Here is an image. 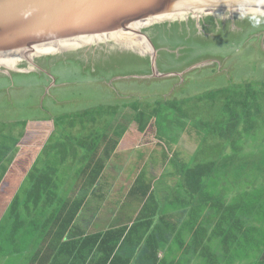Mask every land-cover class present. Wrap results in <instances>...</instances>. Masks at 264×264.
<instances>
[{"label":"crops","instance_id":"obj_1","mask_svg":"<svg viewBox=\"0 0 264 264\" xmlns=\"http://www.w3.org/2000/svg\"><path fill=\"white\" fill-rule=\"evenodd\" d=\"M4 79L6 78H2L0 81ZM11 80H5L7 82L2 86L0 85V96L8 94L15 88L27 87L26 83L17 85ZM171 81L166 80L168 84H171V87H169L172 89L177 84L171 83ZM52 82V80L44 81L41 84L42 91L39 98H42L38 99L39 103L36 108H41L44 105V102L51 95V88L59 89L60 93L61 89L66 90V88H69V85L64 81L54 80V83ZM102 83L104 84L105 81L98 82L97 87L109 91L110 86H105L107 82L105 85H102ZM116 90H118V87L113 92ZM125 90V88L119 87V100L121 98L122 102H119V100L117 102L123 105L118 107V111H115V117L105 115L99 118L98 123L94 122L97 119L90 118L89 120V118H86L85 141L88 139L89 144L86 143L84 146L79 144L75 147L69 140L63 138L60 141L52 142L57 130L56 126L54 127L56 116L52 113L48 116L52 122L42 123L37 120L36 122H39V125L34 124L31 128L28 121V126L19 133V140L13 147L1 148V145H7L8 137H13L12 135L8 136L13 130L10 128L8 131L6 127L5 133L3 130L0 131V134H3V136H0V264H105V254L98 252L97 248L89 246L84 250L79 251V249L87 237L103 236L109 231H119L121 229L126 232L118 243L113 257L106 264H112L113 260L114 264H154V256L145 253L148 236L154 230L156 238L152 241L153 248L161 246L156 257L157 264H264V235L261 236L263 241L261 250L254 248L245 257H234L236 255H231L237 251L236 241L233 238L229 241L230 253L227 254L225 252L226 244H222L219 235L221 228L217 227L219 225H217L215 218H210L211 215L212 217L217 216L215 210H211L212 201H217L220 196H224L226 198L225 202H233L236 197L246 196L249 193L248 191H242L241 188L239 190V185L236 183V191L229 195L226 194L223 191V183L219 182V180L224 179L226 182L228 181L223 176V174H227L225 171V173L222 172L223 174L220 173L206 179L205 184H215H208L209 187L214 188L213 196L207 195L203 201L199 200L197 194L191 193L186 187H183L186 179L180 171V166L192 158V150L197 143L201 142L199 141L201 133H197L196 129H207L206 123L212 121L205 122L203 119L195 121L197 118L195 113H189L188 111H185L184 115L178 113V117L173 120L175 124L173 126L186 131L189 129V126H185L183 123V120H186L191 122L194 129L192 133H187L188 136L182 145L178 146L176 143L173 148L166 149L161 144L154 148L158 143L157 139L151 144V147L147 146L146 149H141L142 143L137 137L140 133L133 128L127 129V109L132 110L134 115L136 111L125 102L126 98L123 96L127 91ZM162 100L173 102L177 99L165 100L162 98ZM186 100V98L178 99L180 103H184ZM4 102L3 106L13 107L12 101L8 104L6 101ZM1 110H4V114L0 115V122L12 124L22 121L21 118H19L21 120L11 118L8 112L9 108L3 107ZM135 117L136 115L133 120ZM71 118L73 116H70ZM106 121L109 122L108 128H105L104 125ZM99 122L102 124L101 129L96 128L100 125ZM213 122L215 128L216 125H220L217 127L220 130L226 127L225 124L229 126L233 124L228 112L222 114ZM76 126H78L79 132L83 130L80 123ZM62 135L65 136L66 134ZM98 136L100 137L99 146H90V143ZM117 137L119 138V144L116 149L121 146L123 148L119 152L115 150L109 157L107 156V145L109 141H113ZM126 137L136 138L139 143L129 142V138L126 139ZM89 138L93 139L89 140ZM151 138L152 135H149L145 140L150 141ZM221 140L224 143L223 146L216 144V140H214L213 151L216 152L211 156L214 159H221L222 164L219 163V168L223 171V168L226 170L228 167L234 166V163L229 162L226 167H223V160L230 158L231 161L234 160L235 162L237 149L235 150L234 146L230 145L227 140ZM127 143H130L128 152ZM132 144L135 147H131ZM240 145L244 146L240 152L244 157L246 155L245 150H250V145L243 143H240ZM228 146L229 149H227ZM84 150L92 151V155H89V153L82 155ZM141 150L149 152L139 154ZM222 152L225 154L223 155ZM132 153H134L133 157ZM205 153L206 147L202 143L199 151L198 148L195 149L194 161L196 160L197 163L202 164L209 162L210 160L205 157ZM229 153H235L236 155L229 156ZM117 157L120 159L121 166L119 167L118 159L117 165L110 166L111 162ZM200 157H202L201 160ZM175 159L178 163L175 162ZM92 161H105L106 167L97 185L91 188L89 187L87 173L83 174L81 170L91 167ZM125 161L134 163L138 161L139 163L136 167L137 172L132 178H129L123 171L128 166ZM83 162H85L84 165L80 164ZM76 163L79 165L78 168L81 169L78 173L75 171ZM47 166L56 169L57 172L53 174L56 182L52 186L54 192L47 193L44 197L46 199L43 201L38 194L34 197L31 189L36 185L38 177ZM113 167L122 168L119 175L114 173L112 175L107 171V169L115 170ZM156 169L161 171L157 175L155 173ZM65 170H67L68 176L63 178L66 173ZM145 170L146 173L150 172L151 175L148 177L142 176L144 189L150 187L149 196L143 200L138 192L137 182L139 176L142 175L143 171L145 173ZM225 184L227 185V183ZM217 185H221V188H216ZM93 197L95 199L99 198L100 205L97 208L92 204ZM115 198L117 199L115 200ZM36 199L37 206L32 204L29 207L27 205L35 202ZM78 199H85V203L74 223L67 229L65 236L60 241L55 240L52 236L48 237V235H45L46 239H43L44 234H47V227L49 228L48 231L53 230V233L61 230L59 229L62 226L61 220L54 225L48 226L47 224L62 207L63 209L59 214L63 216L67 214L68 209H65L64 202H68L71 206L73 201ZM39 200L43 202L39 204ZM123 202L124 204H122ZM148 204L150 208L148 215L149 218L152 216L154 222L151 228L147 230L148 232L144 234L147 227L142 226V224L146 221H142L140 213ZM213 206L217 207V202ZM16 227L21 231L20 234H14L13 229ZM257 227L264 230L263 223L262 225L257 223ZM130 234L131 237H129ZM26 235L28 237L24 241ZM51 244L52 249L50 248ZM116 258L117 261L115 262ZM43 260H46V262L43 263Z\"/></svg>","mask_w":264,"mask_h":264},{"label":"rangeland","instance_id":"obj_2","mask_svg":"<svg viewBox=\"0 0 264 264\" xmlns=\"http://www.w3.org/2000/svg\"><path fill=\"white\" fill-rule=\"evenodd\" d=\"M210 15H213L215 19L214 24H210L207 21L208 17H212ZM179 17L180 18L169 19L165 22L161 21L153 26L148 24L141 29L153 43L156 45L159 44L158 48H160V51L158 58L160 61H164L165 59V63H167L168 60H171L170 58H172L173 61H179L177 65L179 64L178 68H181V70H172L173 72H168L177 74L174 77L164 79L152 77V75L147 77L145 75H140L141 65L139 62H135V60L139 58L140 60L149 59L151 61V56L148 50H138L130 46V44L135 46L136 44H133L134 42H139L142 45L148 46L146 41L137 33H133V31L130 39L122 41L107 38L93 40V37H90L45 43L38 47H32L31 50H25L24 55L22 54L23 57L22 55L17 56L16 58L18 59L16 60L19 61V63L12 68L7 64H0V79L8 78L15 82L16 80L13 78V75L16 71H19L18 73L34 74L32 78L17 79V85L26 83L25 85H27V87L15 88L8 94L6 93L0 96V115L4 114V110H1V108L6 107L10 109L8 112L11 118H18L17 120L22 119V121L12 124L0 122V131L3 130L5 133L6 127L8 131L10 128L13 130L8 134V136L12 135L13 137H8L6 141L7 145H1V148L7 149L15 146L19 140V133L28 126V121L31 128L34 124L39 125V122H52L48 118L51 113L56 116L54 127L56 126L57 129L52 138V142H56V140L60 141V139L63 138L64 140H69L75 147L79 144L84 146L82 141H84L83 139H85L86 135V121L76 118L69 119L67 117L79 115L77 112L84 111L99 112L101 110L103 112H108V109H110L111 112L118 111V107H122L123 105L117 102L120 97V93L118 92L120 87L127 90H125L126 92L123 96L126 98L125 102L130 104V107H132L135 102L141 105L143 108L141 111L145 110L148 112L154 107L157 108L158 104L162 102V98L165 100L175 98L177 99L176 101H170L173 106L164 104L160 107V114L168 115L169 119H172L178 117L179 112L188 111L189 113H195V117H197L195 121H199L200 119L205 120V122L212 121L211 126L207 129L199 130L195 128L197 133H201V135H199V141L201 142L197 143L196 147L192 150L191 159L194 158L195 149L198 148L199 151L201 144L204 142H206L205 157H208L209 160L214 158L211 155L216 152L213 151V145L214 139L217 137L213 121L222 116V114L227 113V110H225L226 105H224L226 101H229L231 97L233 98L234 92L237 91L240 86H245L247 83L261 85L259 89L262 91L263 95H259V97H264V33L252 34L249 29L251 24H256L258 23L256 21L263 20L264 15L249 12L230 14L229 12L223 11L220 13L200 14L199 16L187 14L186 16L182 15ZM238 24H240V27ZM156 25L166 26L162 29L153 28ZM171 25L175 28H172ZM246 28H248L251 33L242 34L241 38L230 39L237 34L244 33ZM156 30H159L161 33L158 34ZM221 33H227L228 38L222 36ZM154 40H158V42ZM65 41L70 45H64ZM53 47L57 49L51 51ZM39 49L41 51H39ZM193 49L194 53L192 51ZM205 54H210L211 57H204L196 61L199 57L205 56ZM183 56L187 58L183 60ZM187 63H192L191 67H186ZM48 79L52 80V83H54V80L64 81L69 85V88H66V90L61 89V93L58 91L59 89L51 88V95H49L44 102V105L41 106V108H36L39 103L38 99L42 98H39V94L42 91L40 86ZM166 80H172L171 83L177 84V86L171 89V84H168ZM100 81L107 82V85H105V83H102V85L110 86L109 91L102 87H97V83ZM6 82L5 80L0 81V85L2 86ZM117 87L118 90L113 92ZM212 93L213 95L209 96ZM184 98L187 100L184 103H179L178 99ZM4 101H6L7 104L12 101L13 107L3 106V103H5ZM262 101L263 104L261 106L263 108H261L260 115H255L260 123L256 125L254 130H251V135L249 136L252 140L251 150H245L247 155L254 151V145L258 143L259 145H263L264 98ZM119 102H122L121 98ZM126 115V119L129 120H132L135 116L134 112L130 109H127ZM138 115L141 119L136 121L137 126H132V128L140 133L137 137L141 143H144L147 137L146 134L150 132V128H147L144 132L142 131L145 128H142V121H144V119L142 114ZM37 120H39L38 123L36 122ZM115 120L117 121V119ZM134 122L133 120L132 123ZM78 123L81 125L85 123L81 132L77 129L78 126L76 125H78ZM183 123L185 126H189L188 130L182 131L179 127L173 126L175 124L172 122L173 125L169 127V132L166 136V138L170 140L175 138L179 140L177 142L178 146L185 142V138L188 136L187 133L189 134L194 131L190 121L183 120ZM219 126V124L216 125V127ZM96 128H100V126H96ZM64 133L66 135L61 136V134ZM0 136H3V134H0ZM128 138L129 137H126V139ZM116 139L119 138L117 137ZM96 140H98V138H96ZM14 141L16 142L14 143ZM130 141L138 142L136 138H129V142ZM86 142H88V140H86L85 143ZM216 144H220L221 146L224 145L221 139H217ZM129 146L130 143H127V152ZM121 148L123 147L121 146L117 149L111 148V153L115 150L119 152L122 150ZM144 148L142 145L141 149ZM227 149H229V146ZM258 150L264 153V147ZM88 153L92 155V151L90 152L88 150H84L82 155ZM140 153L146 154L143 150H141L139 154ZM222 154L224 155L225 153L222 152ZM133 155L134 153H132V157ZM228 155L235 156L236 154L229 153ZM241 158L242 160L237 156L235 162L234 160L232 161L234 166L227 168L225 172H227V174H230V172L234 174L235 172L241 171L245 176L244 178L249 179L248 183H252V180L256 179L252 178L253 170L249 167L250 162L252 161L255 164H259L263 163L264 159L260 162L253 159L243 160L242 154ZM117 159L120 167L121 162L118 157L111 162L110 166L117 165ZM201 159L202 157H200V160ZM125 162L128 166L124 168L123 171L129 178H132L137 172L136 167L139 163L138 161L135 163L130 161ZM98 163L99 162L92 161V165ZM80 164L84 165L85 162ZM76 166L75 171L78 173L81 169L78 168V163H76ZM113 168L115 170L107 169V171L116 175H119L122 171V168ZM222 170L224 171V169ZM66 171L67 170L64 172ZM159 172L161 171L156 169V175ZM67 174L68 172L64 174L63 178H66L68 176ZM149 175H151L150 172L145 174L146 177ZM226 177L228 181L226 182L225 179L222 181L227 183V185L220 180L219 182L223 183L224 189H222L228 195L236 191V183H238L239 186L242 185L243 191H245V187L248 186V184L241 183L239 180L232 183V179H230L229 176ZM256 181H258V184L262 183L260 180ZM218 187L221 188V185L216 186V188ZM116 199L117 198H115V200ZM92 204L97 208L100 205L99 198L95 199L93 197ZM122 204H124V202ZM125 208L128 209L127 207ZM27 237L28 235H26L24 241Z\"/></svg>","mask_w":264,"mask_h":264},{"label":"trees","instance_id":"obj_3","mask_svg":"<svg viewBox=\"0 0 264 264\" xmlns=\"http://www.w3.org/2000/svg\"><path fill=\"white\" fill-rule=\"evenodd\" d=\"M210 16L212 17H208L207 21L210 24L212 23L214 24L215 19L213 18V15H210ZM256 22L258 23L251 24V26H249V29L251 30L252 34H259V33L263 34L264 33V19L260 21L258 20ZM165 26L166 25L164 26L156 25L153 28L162 29ZM238 26L240 27V24H238ZM171 27L175 28L173 25H171ZM249 29L246 28L244 33L237 34V35L235 34L236 36L233 38L231 37L230 39L241 38L242 34L251 33ZM160 33L161 32H159L158 34ZM222 36H226L228 38L227 33H223ZM155 42H158V40H155ZM157 46L159 47V44ZM192 51L194 53V49ZM204 57H211V55L205 54V56L199 57V59L196 61H199L201 58H204ZM185 58L187 57L185 56L182 57L183 60H185ZM170 59H171L170 62H167V63L163 61L160 62L161 72L168 73L171 70H181V68H178L179 64L177 65L179 61L177 60L173 61L172 58ZM137 60H140V59L137 58ZM178 60H181V59H178ZM140 65H141L140 75H151L152 74L149 59L142 60V63H140ZM191 65L192 63H187L186 67H189ZM18 72L16 71L13 75V78L16 81L19 78H32V76H34V74L18 73ZM4 80H9V79L6 78ZM16 81H15V84H16ZM48 81H50V79H48L46 82ZM260 87L261 85L251 84V83H247L245 84V86H240L239 89H237V91L234 92L233 98L231 97L230 100L226 101V104H224L226 105L225 110H227V112L230 114V119L233 122L232 126L225 124L226 127L224 129L220 130L217 127L215 128L216 129L215 133H216L217 138L214 140H217V139L227 140V142L230 145L234 146L235 150L237 149V152H236L237 156L241 160H242L241 158L242 153L240 154V152L244 148V146L240 145V143L247 144L248 146L250 145V150H251L252 140L250 139L249 136L251 135V130H254L256 125L260 123V121L255 117V115L257 114L260 115L261 108H263L261 105L263 104L262 99L264 97H259V95H263L262 91L259 89ZM212 95L213 93L209 96H212ZM161 101L162 102L158 104L157 108L154 107L150 109L148 112H146L145 110L141 111V109L143 108L141 107L140 104H137L135 102L133 103L134 105H132L131 107L133 108V110L136 111V114H135L136 117L134 119L135 123L134 124L132 123L133 119L132 120L127 119V122H128L127 125H130V127L127 126V129L129 130V128H132V126H137L136 121L141 119V117L138 114H142L143 119H144V121H142V125H143L142 128L144 127L145 128L142 131L144 132L145 130H147V128H150L149 130L150 132L147 133L146 135L147 137H149V135H152V138L150 141L145 140V142L141 144L143 145V148L147 146L151 147L152 146L151 144H153L154 141H157L158 139V143L154 146V148H157V146L162 144V146L165 147L166 149H169V148L171 149L173 148V145H175L178 141L176 138L171 139V140L166 138L169 132L168 128L173 125L172 120H174V118L169 119L168 115L160 114L161 113L160 107L164 104L167 106H170L172 105L171 103L172 101L171 102L163 101V100ZM184 112L185 111H182V113L179 112V114L184 115ZM77 114L79 115L73 116L74 119L75 118L83 119L84 121H86V118H91V119L94 118V119H97V120H94V122L98 123L99 118H102L105 115L114 116L115 111L111 112L110 109H108V112H103L101 110L99 112H91V111L85 112L84 111V112L77 113ZM67 118L70 119V117H67ZM99 123H100L99 126H101L102 125L101 122ZM108 124L109 122L106 121V124H104L105 128H108ZM84 126H85V123H82V128H84ZM206 126L210 127L211 123H206ZM97 138L98 140L94 138V140L92 141V143H90V145H93V147H98L99 142H100V137L98 136ZM92 139L93 138H89V140H92ZM262 139H263L262 140L263 145H259V143L254 145L253 146L254 151L249 153V155L246 154L243 157V160L253 159L255 161L260 162L262 159H264V153L258 150L259 148L264 147V138ZM83 140L85 141V139ZM84 141H82L84 145H86V143L89 144V141L86 143ZM118 142H119L118 139L109 141L107 148H106L107 156L109 157L111 156L112 154L111 148H116L117 145L119 144ZM204 145L206 147V142H204ZM131 147H135V145L132 144ZM219 159L211 158L209 162H205V164H202V163H197L196 160L194 161V158H193V159H190L189 161H185L184 164L180 166V171H182L186 179L184 183L185 186L183 187L184 188L186 187V189L189 190L191 193L197 194L199 196L200 201H203L205 199V196L207 195L213 196L214 188L211 186L209 187L208 184L214 185L215 183L205 184L206 179L209 177H213L214 175H217L220 173L223 174L222 172L225 171V168H223L224 171H221V168H219L220 167L219 163L222 164L221 159L220 160ZM175 162L178 163L176 159H175ZM229 162H232L231 159L225 158V160H223V163H224L223 167H226ZM92 166L93 165H91V167L81 170V173L83 174L87 173L88 178H89L88 179L89 187L91 188L96 186L97 183L99 182L105 170L106 164H105V161H100L98 164L94 165L93 167ZM249 167L251 170H253L252 178L256 180H260L262 183L258 184V181L256 180H252V183H248L249 179L244 178L245 176L243 173H241V171L235 172L234 174L232 173L225 174L226 176H229L230 179H232V183L236 182V180H239L241 183L248 184V186L245 187V191H248L249 193L243 197H240V196L236 197L235 200H233V202H230V201L225 202L226 198L224 196H220L217 201H212L213 202L212 207L210 206L211 210H215L217 214L216 217L214 216L212 217L211 215L210 218H215L218 223L217 225H219L217 227L221 228V232L219 233V235L221 236L222 244H226L225 252L227 254L230 253L229 251L230 242L229 241L232 240V238L237 243V246H238L237 251L233 252L231 255V256L236 255L234 257H245L247 253L250 252L254 248L261 250V246L263 245L261 236L264 235V230H261V228L257 227V223L258 224L260 223L261 225L263 223L264 225V162L255 164L254 162L251 161ZM54 172H57V171L53 167L47 166L43 169L42 174L38 177V182L31 189V193L32 195H34V197H36V194H38L41 196L42 200L44 201L46 199L44 197L47 195V193L54 192V188L52 187L55 185V182H56L54 181V178H55V176H53V174H55ZM145 174H146V170H145V173L143 171L142 175L139 176L140 178H139V181L137 182L138 192L143 197L142 198L143 200H145L149 196V189H150V187H146L144 189L143 177L145 176ZM225 175L223 174V176L227 178ZM239 188L242 189V185L239 186L238 189ZM42 200H39V204L43 202ZM215 202H217V207L213 206ZM84 203H85V199L75 200L73 201L71 206L68 204V202H64L65 209H68L67 214H65L64 216L62 214H59V212L63 209L62 207L60 210H58L57 214L54 215L53 218L48 221V224H47L48 226L54 225L58 221L61 220L62 226L59 228L61 230L57 233H53V230L48 231L49 228L47 227V234H44L43 239H46L45 235H48V237L52 236L55 240L60 241L65 236L67 229H69L70 226L76 220ZM32 204L37 206V199L35 202L29 203L27 205L30 207L32 206ZM150 204H151V201H150ZM149 213H150V208L148 204L147 206H145L144 210L141 211L140 213V217L142 218V221L143 222L146 221V223L142 224V226L147 227L144 234L148 232L147 230L151 228L154 222L152 219V216H150L149 218V215H148ZM17 228L18 227L13 229L14 234L15 233L20 234L21 231H19ZM125 232H126L125 230L121 229L119 231H109L103 236L98 235V236H93V237H87L86 239H84L79 251L84 250L89 246H91L92 248H97V250H99L98 252H102L103 254H105L104 261L106 264L113 257L115 249L118 246V243L122 240V237L124 236ZM129 237H131V234ZM40 238L42 239V237ZM155 238H156V232L154 230V232H152L148 236V239L146 242L145 253L153 255L154 264H157L158 261L156 257L158 255V252L161 246H156L153 248L152 241H154ZM32 239L33 238L31 237V240ZM251 246L252 248L250 249ZM50 248L52 249V244L50 245ZM61 250H64V249H61ZM116 261H117V258L115 262ZM42 262L44 263L46 262V260H43ZM113 262L112 264H114Z\"/></svg>","mask_w":264,"mask_h":264},{"label":"water","instance_id":"obj_4","mask_svg":"<svg viewBox=\"0 0 264 264\" xmlns=\"http://www.w3.org/2000/svg\"><path fill=\"white\" fill-rule=\"evenodd\" d=\"M163 2L170 6L176 5L171 12L161 13L163 17H160L163 19L145 15L152 6H160ZM222 3V0H0V57L24 55L27 49L56 41L98 36L116 40L99 33L102 29H98L95 24L114 23L117 32L125 35L117 40L130 39L128 36L137 33L146 41L148 46H142L150 52L152 77L170 78L176 74L159 70V50L141 29L148 24L152 26L168 21V16H199L223 11L235 13ZM251 10L253 9L239 13L255 12L264 15V10ZM106 17L108 20L105 22L103 18ZM139 17L140 21H136ZM111 19L112 22L109 21ZM139 22L141 24L136 25Z\"/></svg>","mask_w":264,"mask_h":264},{"label":"bare ground","instance_id":"obj_5","mask_svg":"<svg viewBox=\"0 0 264 264\" xmlns=\"http://www.w3.org/2000/svg\"><path fill=\"white\" fill-rule=\"evenodd\" d=\"M222 2H223L222 5L223 6H227L232 12H235L234 14H241V13H238V12L239 11H243V10H248V9H251V8L253 9L251 11H256V12L264 10V0H222ZM156 5H154V6H156ZM154 6H152L153 8H151L148 13L145 12V15L148 16V17L149 16H153V17H155L157 19V18L163 17V16H161L162 12H164V13L165 12H171V9L174 6H176V5L170 6V5L164 4V2H163L160 6H156V7H154ZM249 6H250V8H249ZM253 13H255V12H253ZM176 18H180V17H178L176 15L166 17V19H176ZM161 19H163V18H161ZM103 20L106 22L108 20V18L107 17L103 18ZM109 21L112 22L113 19H111ZM136 21H140V17ZM95 24L98 25V29H102L101 30L102 32H99V33L104 34L107 37L119 39V37L125 36L124 34L117 32V29H116L117 26H115L114 23H107V24L104 25L103 23L95 22ZM140 24H141V22L137 23L136 25H140ZM128 37H132V36L130 35ZM100 38L103 39V38H106V37L98 36V37H93L92 39L93 40H97V39H100ZM133 44H136V45L134 46V45L130 44V46H132L134 48H137L138 50H142L143 49L142 44H140L139 42L138 43L134 42ZM64 45H70V44H67L65 42ZM56 49H57L56 47H53L51 49V51H54ZM39 51H41V50L39 49ZM17 56H19V55H15L14 54V55H7V56H4V57H0V64H7L8 66H10L12 68L15 65H18V63H19V61L16 60V59H18V58H16Z\"/></svg>","mask_w":264,"mask_h":264},{"label":"flooded vegetation","instance_id":"obj_6","mask_svg":"<svg viewBox=\"0 0 264 264\" xmlns=\"http://www.w3.org/2000/svg\"><path fill=\"white\" fill-rule=\"evenodd\" d=\"M157 31V33H159V30H156ZM155 41V40H154ZM154 45L156 46V48H157V50H159L160 51V48H158V46L154 43ZM158 56H159V54H158ZM135 62H139V63H142V60H135ZM160 60H159V58H158V68H159V70H160ZM163 62H165V59H164V61ZM168 62H170V60H168ZM150 65H151V63H150ZM151 71H152V68H151ZM161 71V70H160Z\"/></svg>","mask_w":264,"mask_h":264}]
</instances>
